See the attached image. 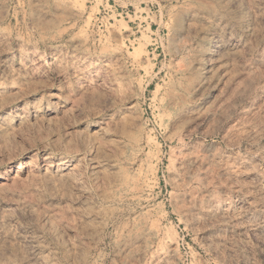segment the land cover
Listing matches in <instances>:
<instances>
[{"label": "rangeland", "instance_id": "374dc122", "mask_svg": "<svg viewBox=\"0 0 264 264\" xmlns=\"http://www.w3.org/2000/svg\"><path fill=\"white\" fill-rule=\"evenodd\" d=\"M0 264H264V0H0Z\"/></svg>", "mask_w": 264, "mask_h": 264}]
</instances>
